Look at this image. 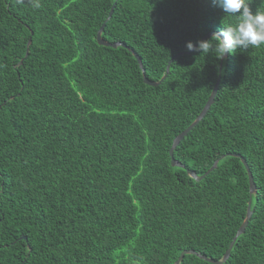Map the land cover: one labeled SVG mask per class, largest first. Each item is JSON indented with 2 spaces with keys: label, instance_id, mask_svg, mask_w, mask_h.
<instances>
[{
  "label": "trees",
  "instance_id": "trees-1",
  "mask_svg": "<svg viewBox=\"0 0 264 264\" xmlns=\"http://www.w3.org/2000/svg\"><path fill=\"white\" fill-rule=\"evenodd\" d=\"M237 20L211 0H0V264H264V46L227 54L184 166L170 155L221 64L186 42ZM105 21L127 46L99 44Z\"/></svg>",
  "mask_w": 264,
  "mask_h": 264
},
{
  "label": "clouds",
  "instance_id": "clouds-1",
  "mask_svg": "<svg viewBox=\"0 0 264 264\" xmlns=\"http://www.w3.org/2000/svg\"><path fill=\"white\" fill-rule=\"evenodd\" d=\"M18 3H23V0H18ZM211 3L224 14L237 16L238 20L235 24H223L209 39H200L195 43L187 41V51L193 54L214 51L215 57L222 59L226 53L264 46V11H253L250 0H211ZM34 6L39 7V3H34Z\"/></svg>",
  "mask_w": 264,
  "mask_h": 264
},
{
  "label": "water",
  "instance_id": "water-1",
  "mask_svg": "<svg viewBox=\"0 0 264 264\" xmlns=\"http://www.w3.org/2000/svg\"><path fill=\"white\" fill-rule=\"evenodd\" d=\"M111 15H112V11H111V13L109 14L107 20L111 17ZM107 20H106V21H107ZM106 21L103 23V25L100 27V29L98 30V33H97V40H98L99 44H103V45H107V46L110 45V46H113V47H116V46H118V45H124V46H127V45H125L124 43L119 42V41H116V42H108V41H106V40H104V39L102 38L101 33H102V31H103V29H104V27H105ZM216 32H217V31H212V32H210L208 35H206V36L204 37V39L207 38V37H209L210 35H213V33H216ZM30 43H31V38L29 39L28 44H30ZM227 54H228V53H226L225 56L221 59V64H220V69H219V76H218V78H217V81H216V83H215V85H214V87H213V90H212V92H211V95H210V97H209V99H208L206 105L204 106L203 110L201 111V113L199 114V116L196 118V120H195V121H194V122H193L188 128H186L184 131H182L180 134H178V135L174 138V140H173L172 146H171V148H170V155H171L172 164H174V165H175V164H179V165H181V166H184L181 162H179L178 160H176V159L174 158V155H173L174 148L179 144L180 140H182V139L184 138V136L187 135V133H188V132H189V131L195 126V124H196V123H197V122H198V121H199V120H200V119L206 114V112L208 111V109L210 108V106L212 105V103L214 102V98H215V96H216V93H217V90H218V87H219V83H220V79H221L222 61H223L224 58L227 56ZM179 55H181V53H178L176 56H179ZM135 56L137 57L138 62H139V64H140V66L142 67L143 71H144V68H143L142 62H141V60H140V58H139V56H138V54H137L136 52H135ZM176 56H174V57H172V59H170L168 65H167V72H166V74L162 77V79H161L160 81H152V80L148 79L145 75H144V81H145L147 84H150V85H157V84H159V83H160L162 80H164V78L167 76V74H168V72H169V68H170V63L174 60V58H175ZM235 155L241 157V159H242L244 165L246 166V169H247V171H248V176H249V182H250V191H251V192H255V190H256V184H255V182H254V177H253L252 171L250 170V167H249V165H248L246 159H245L244 157H242L241 155H239V154H235ZM221 157H223V156H221ZM221 157H220V158H221ZM220 158H218L217 160H215L214 164L209 168V170L206 171V172H205L203 175H201V176H198V175H197L194 171H192V170H190L189 172H190V174H191L192 176H194L196 179H200V178L204 177L206 174H208L210 171H212V170H214V169L216 168V166H217L218 161H219ZM252 211H253V210L251 209V201H249V205H248V208H247L246 219H245V221L242 223L240 229L238 230L237 235H238L239 233H241V232L244 231V229H245V227H246V225H247L248 219L250 218V216H251V214H252ZM235 238H236V237H235ZM231 246H232V245H231ZM231 246H230V248H231ZM230 248H228V250L226 251V253H225V255H224V259H226V258L229 256ZM191 252H195V251H194V250H191V249H189V250H184V251L181 253V255L179 256L178 260L176 261V264H180V261H181L183 255H184L185 253H191ZM215 262L219 263L220 260L215 261Z\"/></svg>",
  "mask_w": 264,
  "mask_h": 264
}]
</instances>
